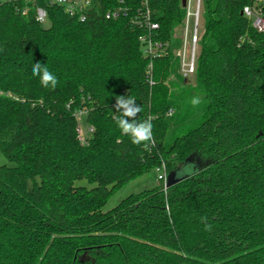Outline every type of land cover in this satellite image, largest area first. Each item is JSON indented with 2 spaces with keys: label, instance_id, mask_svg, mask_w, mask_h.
I'll return each instance as SVG.
<instances>
[{
  "label": "trees",
  "instance_id": "1",
  "mask_svg": "<svg viewBox=\"0 0 264 264\" xmlns=\"http://www.w3.org/2000/svg\"><path fill=\"white\" fill-rule=\"evenodd\" d=\"M92 3L81 22L38 0L49 28L34 8L0 5V264H264V34L243 15L251 0H201L194 82L176 56L182 0ZM146 10L165 57H146L131 23ZM36 62L54 90L32 75ZM121 95L151 118L149 148L117 128ZM81 110L94 128L85 145ZM183 163L199 168L102 211L131 182Z\"/></svg>",
  "mask_w": 264,
  "mask_h": 264
},
{
  "label": "built area",
  "instance_id": "2",
  "mask_svg": "<svg viewBox=\"0 0 264 264\" xmlns=\"http://www.w3.org/2000/svg\"><path fill=\"white\" fill-rule=\"evenodd\" d=\"M50 5H57L64 9L65 13L72 18H76L81 22L86 21L89 11L93 7L92 0H45ZM3 4H13V5H23L19 10L23 14H27L29 8H34L36 13V19L40 23H44L48 20L47 12L44 7L38 4V0H0V5ZM192 0H187V17L185 20L182 35V47L176 52L177 58L180 60V73L188 78L195 73V59H196V45L198 38V22L200 16V6L201 0H195L196 12H191L189 7H191ZM264 0H251V4L247 5L243 9V15L251 21L253 27L259 32L264 34ZM124 10L119 9L116 11H109L106 13V18H117L120 13ZM192 20V26H191ZM131 23L135 26L143 28L145 33L140 36L139 41L142 45L144 55L150 60L155 58L165 57L168 55V44L163 43L156 39L157 31L159 30V24L151 19L149 10H146L141 18H133ZM192 28V30H191ZM151 65L149 74H151ZM149 83L152 84L151 76H149ZM171 113V112H170ZM87 111L81 110L76 113V118L78 121L77 133L78 139L81 144L85 145L88 142L89 137L94 132V128L87 125L85 122ZM84 121L86 124V130L82 131L81 123ZM160 174L158 175V181L162 182L165 186L167 180V173L165 167L162 170H158Z\"/></svg>",
  "mask_w": 264,
  "mask_h": 264
},
{
  "label": "clouds",
  "instance_id": "3",
  "mask_svg": "<svg viewBox=\"0 0 264 264\" xmlns=\"http://www.w3.org/2000/svg\"><path fill=\"white\" fill-rule=\"evenodd\" d=\"M32 75L39 78L44 88L55 89L58 85V78L46 65L36 62L32 65ZM201 99L194 96L191 100L193 106H198ZM116 112L113 115L114 122L122 135L130 138L131 143L137 146L149 148L154 143L153 124L151 118L138 120V114L142 107L137 105L136 99L130 95L117 96L114 105ZM207 217H201V222H206ZM211 225L205 223V231H211Z\"/></svg>",
  "mask_w": 264,
  "mask_h": 264
},
{
  "label": "rangeland",
  "instance_id": "4",
  "mask_svg": "<svg viewBox=\"0 0 264 264\" xmlns=\"http://www.w3.org/2000/svg\"><path fill=\"white\" fill-rule=\"evenodd\" d=\"M195 8H196L195 0H192V4H191V7H189V10L191 12H196ZM187 9H188V7H187ZM43 26H44V28H49L50 22L47 20L46 22L43 23ZM191 26H192V20H191ZM191 30H192V28H191ZM188 79L190 80V82H194V75L189 76ZM80 126H81L82 131L86 130V124L84 123V121L81 123ZM0 163L4 164V163H7V161L3 157H0ZM198 166L199 165L197 163H185L177 171V176L178 177H185L186 175H192L198 170V168H199ZM159 174H160V172H158V171H152V172L148 173L147 175H145L144 177H141V178L131 182L127 186L123 187L121 190H119L116 194H114L110 198V200L107 202V204L103 207L102 211L103 212L110 211L111 209L116 207L122 200H124L125 198H127L130 195L140 193L144 190L153 189V188H156L158 186L160 187L162 182L158 181V175ZM75 185L86 187L88 189H91V188L96 186L95 184H91L87 180H84V179L78 180L75 183Z\"/></svg>",
  "mask_w": 264,
  "mask_h": 264
},
{
  "label": "water",
  "instance_id": "5",
  "mask_svg": "<svg viewBox=\"0 0 264 264\" xmlns=\"http://www.w3.org/2000/svg\"><path fill=\"white\" fill-rule=\"evenodd\" d=\"M182 6H183V8H186V6H187V0H182ZM176 35H177L178 38H181L182 35H183V31H182L181 29L178 30V31L176 32ZM183 164H185V163H183ZM183 164H181L179 168H181V166H182ZM179 168H178V170H179ZM178 170H177V171H178ZM182 178H184V177H178V176H177V172H176V173H173V174H171V175H169V176L167 177V180H166V183H165V189L170 188L172 185H174V184H176L177 182H179Z\"/></svg>",
  "mask_w": 264,
  "mask_h": 264
}]
</instances>
